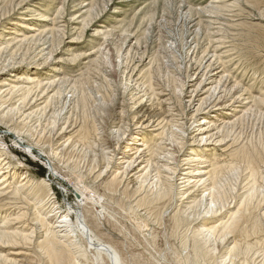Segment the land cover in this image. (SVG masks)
<instances>
[{
	"label": "rangeland",
	"instance_id": "1",
	"mask_svg": "<svg viewBox=\"0 0 264 264\" xmlns=\"http://www.w3.org/2000/svg\"><path fill=\"white\" fill-rule=\"evenodd\" d=\"M47 15L53 22L40 20ZM44 29L48 32L39 35ZM214 46L217 54L232 57V64L219 63L223 70L235 68L229 81H223L228 88L209 91L213 84L194 92ZM50 51L51 58L39 68ZM17 75L20 81L26 77L60 80L52 87L58 92L52 99V88L41 93L34 89L27 98L17 91L0 95V138L2 147L14 150L13 185L27 176L28 189L41 194L37 186L40 178L45 179L60 211L70 208L75 223L81 209L94 243L113 248L121 264H264V105L250 98L243 104L248 96L264 99V0H0V83H13ZM234 77L238 88L230 92ZM148 83L157 93L151 101L141 92ZM208 116H213L212 124L227 125L199 143L194 139L195 121ZM162 118L167 122L156 127ZM150 119L153 122L148 124ZM160 127L164 130L161 141L156 139L160 136L154 137L161 130L151 131ZM7 130L12 134L7 135ZM134 133L161 143L157 146L167 153L161 161L154 155L157 161L152 162L146 181L134 180V171L122 175L117 169L126 147L131 149L129 159L133 157ZM17 137L25 145L16 147ZM36 143L45 146L49 159L38 157V150L32 156L25 151L27 144L37 149ZM190 151L207 157L205 166H211L213 159L221 166L220 182L229 202L236 196L253 199L229 233L210 230L227 221L225 210L208 216L204 205L192 211L184 208L177 186L185 166L177 162ZM248 156L257 158L255 178L245 170ZM138 162L135 169L144 165ZM157 162L175 172L160 171L163 179L153 183ZM229 163L234 171L226 167ZM106 164L109 169L101 174ZM85 185L90 186L86 192L90 201L77 208L75 188ZM199 189L201 193L205 188ZM163 190L168 193L162 194ZM24 191L19 193L27 202L16 196L0 198V206L8 203L0 207V264H111L96 255L94 245H88L76 226L69 238L55 245L56 259L50 258L45 245L38 246L44 232L34 231L38 215L50 210L33 211L34 196ZM249 191L255 192L249 197ZM230 207L229 212H235L237 206Z\"/></svg>",
	"mask_w": 264,
	"mask_h": 264
},
{
	"label": "bare ground",
	"instance_id": "2",
	"mask_svg": "<svg viewBox=\"0 0 264 264\" xmlns=\"http://www.w3.org/2000/svg\"><path fill=\"white\" fill-rule=\"evenodd\" d=\"M86 11H83V13H85ZM40 18V17H39ZM41 21L43 22H53L52 19H49L48 15L47 16H41L40 18ZM32 29V28H31ZM48 32L47 29H44L43 31L39 32L40 34L39 35H42V34H46ZM100 31H96V33H99ZM10 40H12V42H17V38H10ZM56 41V39H55ZM102 47V46H101ZM211 48V47H210ZM217 49L218 47L214 46L212 47L211 49V53L210 54H207L208 56V59L206 61L207 65L204 67L205 71L202 75V80L198 83V85L196 86L194 92L196 91V89L198 90L199 89V92L202 91L206 85H213L215 84V86H210V88H208L209 91L211 90H216L217 88H223V90L227 89L228 87L226 85L223 84V81L225 80V82H228L229 79H230V71L231 70H235V68H232V69H226V70H223L222 66L223 63L224 65H226L227 63L228 64H232V57H228L229 55L227 56H223V54H217ZM106 52V51H105ZM51 53L53 52H48L46 53V58L44 59L45 61H43L42 63L38 64V66H40L39 68H43L46 64V62L51 58ZM86 57V56H85ZM88 58V57H87ZM104 58V57H103ZM219 63H221V65H219ZM8 67V66H7ZM236 67V66H235ZM54 70V69H53ZM56 71V70H54ZM58 72V70H57ZM262 73V72H261ZM18 76V75H17ZM47 76V75H45ZM14 77V76H13ZM137 77V76H136ZM56 78V77H55ZM257 79V78H256ZM52 80V79H51ZM59 78L57 79H54L52 81H49V79H36L35 77L33 78H25L23 79L22 81H20V78L19 76L18 77H15V80L13 81V83L11 82H1L0 83V95L1 94H8L9 92L11 91H17L19 92L20 94H22L23 96L25 95L27 98V96L33 92L34 89H36V93L37 92H40L42 90H46V89H50L52 87H54L58 82H59ZM235 81V77L233 78V82ZM138 83V82H137ZM131 84V83H130ZM74 86V85H73ZM142 87H144V89L141 91L143 94L142 96L143 97H147V99L149 101L153 100L154 96L157 95L156 91L152 88V86H150V84H146V85H142ZM46 88V89H44ZM238 88V83L234 82V85L232 86L231 89H228L230 92H235L234 90H237ZM53 92L51 94V96H49V99H52L53 97H55V95L58 93L57 91H54V89L52 88L51 89ZM48 91V90H47ZM137 91V90H136ZM206 91V90H205ZM244 92L246 90H243ZM39 93V94H40ZM244 94H247V93H244ZM9 95V94H8ZM38 95H36L37 97ZM24 98V99H25ZM141 98V97H140ZM238 99H240V97L238 96L237 97ZM236 98V99H237ZM249 98L257 105L259 106H262L264 105V99H262L261 97H255V98H251V96H248L247 98L243 99V101H245V103L243 104H246V101L249 100ZM23 99V98H22ZM47 99V98H46ZM45 99V100H46ZM21 100V99H20ZM26 100V99H25ZM24 100V101H25ZM32 100V99H31ZM220 100V99H218ZM29 102V101H28ZM34 102V101H33ZM233 102V101H232ZM251 102V101H250ZM46 103V102H45ZM47 104V103H46ZM242 104V105H243ZM19 105V104H18ZM22 105V104H21ZM142 102L140 101L139 99V105H138V108H141L142 107ZM200 105V104H199ZM228 105V104H227ZM231 105V104H230ZM24 106V105H23ZM26 106V105H25ZM229 106V105H228ZM253 106V104H252ZM29 107V106H28ZM137 108V109H138ZM196 109V108H195ZM249 109V108H248ZM247 109V110H248ZM42 110V109H41ZM195 111V110H194ZM201 111V108L200 106L197 107L195 113L199 114V112ZM144 112V111H142ZM206 112V111H205ZM204 112V113H205ZM2 114V113H1ZM166 117H168L166 115ZM4 118V117H3ZM211 118H213V116H208V117H200V118H197L196 119V127H195V137L194 139H197L199 141V143H201L202 141H209L210 138H213V136H215L214 134H217L220 132V130H222L223 127H225L227 125V122H222L221 124H212V120ZM136 121V120H135ZM148 124L152 123L153 120L150 119L147 121ZM157 122V121H154V123ZM163 123L165 122V119L162 118L161 121L157 122V124L155 125L156 127L160 126V123ZM167 122V120H166ZM165 122V123H166ZM147 124V125H148ZM139 125V124H138ZM154 128V127H153ZM152 128V132H158L160 131L159 133H157L154 137H158L160 136L159 138H156L158 140H163L161 139L162 135H163V132L164 130H162V127L160 128H157V129H153ZM63 130V129H62ZM214 131V133H212ZM11 131L10 130H7L6 131V134H10ZM223 133V132H222ZM12 134V133H11ZM219 135V134H218ZM224 135V134H222ZM17 136V135H16ZM15 136V137H16ZM218 137V136H217ZM223 137H226L223 136ZM18 138V137H17ZM16 138V141H14V145L17 147L18 144H22V145H25L23 144L24 142H22V140L20 139V137L17 139ZM132 142H131V145H135L136 147L133 148L134 149V152L131 154L133 155V157H131L129 159V156H128V152H131V149H129V147H126L125 151H121V156L118 157L119 159V163L118 165L120 166V168L117 167V169L121 170L120 173H122V175H125L127 173V171H134V174L135 175H132L133 177L135 176L134 180H138L141 181L142 179H145L146 181V177L149 175V171H150V168H151V165H152V162L153 161H157V160H154V155H159V161L163 160L165 158V156H167V153H162L164 151L163 148H160V146H157V145H162L161 143H156L154 144L156 141H152V139L149 141V139H145L144 135L142 134H139V133H134L132 135ZM220 139V138H219ZM222 139V138H221ZM220 139V140H221ZM224 139V138H223ZM157 140V141H158ZM41 140H39L38 142H40ZM121 141V140H119ZM197 141V142H198ZM222 141V140H221ZM3 139L0 138V198H4L6 197L7 198H13V196L15 197H18L19 199H24L22 201H26L25 197L22 196L20 193L24 190H27L29 188V181L27 179V176H24L20 179V181H18V185L15 184L13 185V182L12 181H15V177H16V174H17V170L16 168L13 167V161L12 159H14L12 157L13 155V151L14 150H10L8 149L7 147H2L3 146ZM36 142V141H35ZM66 142V141H65ZM125 142V141H124ZM153 142V143H152ZM195 142V141H194ZM217 142V141H216ZM218 142H220L218 140ZM261 142V141H260ZM68 143V142H67ZM151 144H154L153 146H151ZM34 145V144H33ZM33 145H28L27 146H23L25 147V151L27 153H29L31 156L33 155V151H37L36 154L37 156L39 157H42V158H47L49 159L50 155H49V152L47 153L46 152V148L44 149V145L43 144H39V143H36V147L37 149L33 146ZM47 145V144H45ZM231 145V144H230ZM65 146V145H64ZM48 147V145H47ZM131 148V147H130ZM36 149V150H34ZM162 151V152H161ZM144 152H146V155H142ZM190 155H188L187 157L185 156L181 161H178L177 163L185 166L184 167V172H182V174L179 176L178 180H179V183L177 186L178 187V192L180 193L181 192V198L183 200V204H184V208L185 210H191L193 207L195 208V206H197L198 204L199 205H204L206 210L204 211V214L205 215H208V216H213L214 214H216L217 212H220V211H223L225 210L224 212H228L226 215H227V221L224 222V223H218V225L214 226L213 228H210V230H214V231H219L224 234H226L225 232H230L232 231L234 228L237 227L238 223L240 222L241 220V215H242V211L244 209L245 206H247L248 203H251L253 201L250 202V199H247L246 201V197L243 198L241 196H236L237 198L233 201H230L229 200L231 199L230 196H228V194L225 192V190H223V187L221 186V182H220V174L221 173V166H218V163L213 159L212 160V163H211V166L208 165V166H205L206 163H208L209 161H207V157L205 156H198L197 153L194 151H190ZM242 152V151H241ZM106 153V152H105ZM109 153V152H108ZM157 153V154H156ZM240 153V152H239ZM130 154V153H129ZM193 154V155H192ZM241 154V153H240ZM243 154H244V151H243ZM53 155V153H52ZM115 155V154H114ZM245 155V154H244ZM57 157V155H53V157ZM104 157V156H103ZM237 157V156H236ZM243 157V156H242ZM241 157V158H242ZM245 157V156H244ZM258 161H260V158L262 159V157L260 156V154L258 155ZM143 159H145L146 161H144ZM245 159V158H243ZM257 158H255L254 156H248V158L246 159V164L245 165V170L248 171L250 173L249 177L251 176L255 178V175H256V163H257ZM56 161V160H55ZM136 161H139V162H143L144 165L143 166H140V167H136L137 169H135L134 167V164L136 163ZM168 161V160H167ZM138 162V163H139ZM154 163V162H153ZM165 164V163H164ZM164 164L162 165H158V162L156 164H154L155 166V170H156V175L154 176L153 178V183L154 182H160L162 178L161 174H160V171L161 172H166V171H172V172H175V169L173 168H169L168 166H165ZM48 165L50 166V169L53 173V170H54V167H53V163H48ZM107 165V164H106ZM180 165H178V168L180 167ZM223 165V164H222ZM117 166V164H116ZM153 166V165H152ZM233 170L234 168V165H232L231 163H229L228 165H226V167H228ZM134 167V168H133ZM224 167V166H223ZM258 167V166H257ZM177 168V169H178ZM203 168H205L203 170ZM244 168V167H243ZM109 169V165L105 166L103 172L101 174H103L104 172H106L107 170ZM153 169V171H154ZM160 169V170H159ZM259 169V168H258ZM230 170V171H231ZM116 171V170H115ZM229 171V169H228ZM227 171V172H228ZM234 171V170H233ZM237 171V170H236ZM235 171V173H236ZM239 171V169H238ZM12 172V173H11ZM55 172V171H54ZM223 172V171H222ZM244 172V171H243ZM56 173V172H55ZM170 173V172H169ZM225 173V171H224ZM230 173V172H229ZM228 173V174H229ZM234 173V172H233ZM234 173V174H235ZM259 173V172H258ZM12 174V175H11ZM105 174V173H104ZM132 174V173H130ZM167 174V173H166ZM223 174V173H222ZM232 174V175H234ZM238 174V173H237ZM23 175V174H22ZM172 175V174H171ZM224 175V174H223ZM222 175V176H223ZM80 176V175H79ZM78 176V177H79ZM114 176V175H113ZM118 176V175H117ZM165 176V175H164ZM175 176V175H174ZM226 176V175H225ZM257 176V175H256ZM100 177V175L98 176ZM112 177V176H111ZM166 177V176H165ZM164 177V178H165ZM167 177H170V176H167ZM224 177V176H223ZM221 177V179L223 178ZM227 177V176H226ZM225 177V179H226ZM229 177L232 179V177L229 175ZM80 178V177H79ZM233 178H236V177H233ZM239 178V177H238ZM117 179V178H115ZM114 179V180H115ZM126 179V178H125ZM133 179V178H132ZM171 179V178H170ZM10 180V181H9ZM30 180V179H29ZM39 180V179H38ZM111 180V179H110ZM113 180V181H114ZM122 180V179H121ZM120 180V181H121ZM235 180V179H234ZM82 181V180H81ZM164 181V180H163ZM229 181V180H228ZM227 181V182H228ZM237 181V178L236 180ZM137 182V181H136ZM165 182V181H164ZM38 183V182H36ZM168 183V182H167ZM234 183V182H233ZM32 184V183H31ZM81 184V183H80ZM87 184V183H86ZM90 184V183H89ZM116 184V183H115ZM137 184V183H136ZM147 184V183H146ZM152 185V183H150ZM158 184V183H157ZM171 184V183H170ZM224 184V183H223ZM254 185V183H252ZM130 185V184H128ZM139 185V184H138ZM156 185V184H155ZM162 185V184H161ZM166 185V184H165ZM228 185V184H226ZM124 186V185H123ZM127 186V185H126ZM170 186V185H168ZM200 186H203V188H205L201 193H200ZM233 186V185H232ZM236 186V185H235ZM255 186V185H254ZM36 187V186H35ZM38 189H42L41 191H39L41 194H42V191L45 190L46 191V194L44 195H41L38 193V191L35 189L32 191V187L31 189H28L27 191H24V192H29L33 194L34 196V199L32 200L31 202V205H32V209L33 211H35V209H38L39 211L42 209V208H47V210H50V213L47 214V215H44V216H41V215H38V218H37V223L35 224L34 223V231H36V229H41L42 232H44L43 234V240L42 242H40V245H42L41 243H43V246L45 245L46 249L48 250V252L50 253V258L54 257L56 259V255H57V252H58V249L55 245L59 244L58 241H62V240H66L67 238L70 237V234L72 233V230H73V227L76 226L77 229H79L80 231V234H82V236H84L85 238H87L86 240H88L87 242L89 243L88 245H90L91 247L94 245V248L96 249V255L98 254V257L99 255H101L102 257H105L106 259H108V261L111 263V264H121V261H120V257L119 255L117 254V252L107 246V245H104L102 243H98L95 244L94 243V238H93V231H92V228H91V225L87 223V219H86V216L83 214V212L81 211L80 209V212H78V214L75 216L76 217V220H75V223L72 222V219H71V209H67V211L64 213V212H61L60 211V208L56 202V197L54 195V193H52V190L49 189V184L48 182H46L45 179H42L40 178L39 180V183H38ZM107 187V186H106ZM149 187V185H148ZM164 187V186H163ZM166 187V186H165ZM229 187V186H228ZM256 187V186H255ZM134 188V187H133ZM140 188V187H139ZM153 188V187H152ZM236 187H234V190H235ZM251 188V187H249ZM257 188V187H256ZM262 188V187H261ZM137 189V188H136ZM151 189V188H150ZM157 189V187H156ZM155 189V190H156ZM165 189V188H163ZM225 189V188H224ZM226 189H229V188H226ZM253 189V188H252ZM251 189V190H252ZM258 189H260L258 187ZM134 190V189H133ZM264 190V189H262ZM90 191V186H76L75 188V197L76 198V205H77V208H80V206H83V205H86L89 201H90V198L88 197V194L86 192ZM110 191V190H109ZM228 191V190H227ZM231 191V190H230ZM248 191V190H247ZM20 192V193H19ZM253 193L255 191H252ZM251 192V193H252ZM261 192V191H260ZM45 193V192H44ZM114 193V192H112ZM162 194H166L168 192H166L165 190H163L161 192ZM171 193V192H170ZM249 193L250 191L247 193L248 196H249ZM250 193V195H252ZM257 193V190L256 192ZM259 193V192H258ZM141 196V195H140ZM178 196V195H177ZM247 196V195H246ZM261 196V195H259ZM27 197V196H26ZM145 197V196H144ZM152 197H154L152 195ZM250 197V196H249ZM264 197V195L262 196ZM141 198V197H140ZM149 198V197H148ZM170 198V197H169ZM256 198V197H255ZM28 199V198H27ZM168 199V198H167ZM260 199V197H259ZM145 200V199H144ZM152 200V199H151ZM160 200V199H159ZM172 200V199H171ZM255 200V199H254ZM261 200H263L261 198ZM34 201H37V202H34ZM140 201V200H139ZM148 201V200H147ZM237 201V202H236ZM11 202V201H10ZM27 202V201H26ZM136 202V201H135ZM149 202V201H148ZM164 202V201H163ZM235 204V206H237L235 212L233 213H230L229 210H230V204ZM236 202V203H235ZM257 203H259V201H256ZM262 202V201H261ZM260 202V203H261ZM74 203V202H73ZM140 203V202H139ZM151 203V201H150ZM256 203V204H257ZM23 204V203H22ZM35 204L37 206H35ZM142 204V203H141ZM145 204V203H144ZM255 204V203H254ZM253 204V205H254ZM255 204V206H256ZM8 203H4L3 205H1L0 207L1 208H5V206H7ZM24 205V204H23ZM34 205V207H33ZM75 205V204H74ZM174 205V204H173ZM182 205V203H181ZM26 206V205H25ZM46 206V207H45ZM258 206V204H257ZM183 207V206H182ZM82 208V207H81ZM180 208V207H179ZM183 208V209H184ZM198 208V206H197ZM182 209V208H181ZM204 210V208H203ZM233 210V209H231ZM246 210V209H245ZM192 211V210H191ZM247 211V210H246ZM45 212V210H44ZM175 213V211H174ZM173 213V214H174ZM178 215L180 212H177ZM230 213V214H229ZM76 214V213H75ZM74 214V215H75ZM98 214V213H97ZM176 214V213H175ZM225 214V213H224ZM22 215V213H21ZM184 215V214H183ZM225 215V216H226ZM264 215V214H263ZM25 216V215H24ZM173 216V215H172ZM177 216V215H176ZM175 216V217H176ZM18 217V215H17ZM174 217V218H175ZM204 217V216H203ZM264 217V216H263ZM20 218V216H19ZM74 218V217H73ZM179 218V217H178ZM185 218V217H184ZM176 219V218H175ZM183 220V218H181ZM180 221V219H177ZM212 220V219H211ZM184 221V220H183ZM188 221V219H187ZM185 223V222H184ZM75 224V225H74ZM40 225V228H38L37 226ZM213 225V224H212ZM75 227V228H76ZM32 229V228H31ZM209 229V228H208ZM8 230V229H7ZM12 230V229H11ZM76 230V229H75ZM9 231V230H8ZM22 231V230H21ZM74 231V230H73ZM32 232V231H31ZM77 232V231H76ZM23 233V232H21ZM204 233V232H203ZM227 233V234H228ZM17 234V233H16ZM218 234V232H217ZM211 235V234H210ZM28 236V235H27ZM30 236V235H29ZM207 236V235H206ZM22 237V236H21ZM24 238H26L25 236H23ZM196 235L194 236V239H195ZM198 237V236H197ZM212 237H215L212 236ZM218 237V236H217ZM31 238V236H30ZM36 238V237H35ZM211 238V236H210ZM2 239V238H1ZM27 239V238H26ZM193 239V240H194ZM213 239V238H212ZM219 239V238H218ZM221 239V238H220ZM225 238L222 237V240H224ZM18 240V239H17ZM85 240V241H86ZM192 240V241H193ZM199 240V239H198ZM29 241V240H28ZM75 241V240H74ZM200 241V240H199ZM213 241V240H211ZM22 242V241H20ZM195 242V241H194ZM215 242V241H214ZM15 243V242H14ZM70 245H71V242H69ZM197 243V242H196ZM18 244V243H17ZM76 244V243H75ZM73 243V246L75 245ZM86 244V243H85ZM195 244V243H194ZM200 244V243H199ZM61 245V244H60ZM96 246V247H95ZM197 246V244H196ZM202 246V245H201ZM200 246V247H201ZM60 247V246H59ZM64 247V246H63ZM77 247V246H76ZM195 247V245L193 246ZM199 247V246H197ZM234 247V246H233ZM232 247V249H233ZM42 248V247H40ZM72 248V247H70ZM89 248V247H88ZM196 248V247H195ZM205 248V247H204ZM66 249V248H65ZM91 249V248H90ZM208 249V248H207ZM42 250V249H41ZM80 250V249H79ZM204 250V249H203ZM94 251V250H92ZM196 251V250H195ZM213 251V250H212ZM232 251V250H231ZM236 252V251H235ZM245 252V251H244ZM64 256V252H62ZM197 253V251H196ZM231 253V252H229ZM240 253V251H239ZM15 254L19 255L21 253L19 252H16ZM59 254V253H58ZM67 254V253H66ZM69 254V253H68ZM73 254V253H72ZM195 253H193L194 255ZM202 254V253H201ZM236 254V253H234ZM78 255V254H77ZM199 255V254H198ZM205 255V254H203ZM202 255V256H203ZM214 255V254H213ZM233 255V254H232ZM52 256V257H51ZM66 256V255H65ZM64 256V257H65ZM197 255L194 256V258L196 257ZM200 256V255H199ZM210 255H208L209 257ZM234 256V255H233ZM246 256V255H245ZM60 257V256H59ZM201 257V256H200ZM199 257V258H200ZM205 257V256H204ZM207 257V256H206ZM205 257V258H206ZM53 258V259H54ZM76 258V257H75ZM211 258V256H210ZM209 258V259H210ZM214 258V256H212V259ZM64 259V258H62ZM198 259V257H197ZM203 257H201V260L202 261ZM208 259V261H209ZM61 260V258H60ZM65 260V259H64ZM211 260V259H210ZM53 261V260H52ZM68 261V260H67ZM66 261V262H67ZM72 261V260H71ZM75 261V260H74ZM77 261V259H76ZM184 261H186V259H184ZM189 261V260H188ZM191 261H192V258H191ZM196 261V260H195ZM213 262V260H211ZM78 262V261H77ZM205 262V261H203ZM222 262V261H221ZM61 263V262H60ZM79 263V262H78ZM194 263V262H193ZM264 263V262H263ZM58 264V263H57ZM62 264V263H61ZM63 264H64V261H63ZM69 264V263H67ZM71 264V262H70ZM223 264V263H222Z\"/></svg>",
	"mask_w": 264,
	"mask_h": 264
}]
</instances>
